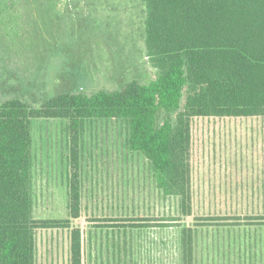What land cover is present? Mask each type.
Here are the masks:
<instances>
[{
    "label": "rangeland",
    "instance_id": "rangeland-1",
    "mask_svg": "<svg viewBox=\"0 0 264 264\" xmlns=\"http://www.w3.org/2000/svg\"><path fill=\"white\" fill-rule=\"evenodd\" d=\"M9 6L12 17L6 10L0 18V102L40 107L67 91L91 95L155 76L142 0ZM191 127L192 213L185 216L181 199L157 186L149 159L129 148L125 119H86L81 216L70 228L36 230V264H71L77 227L84 264H182L183 227L194 229V264H264V117H194ZM31 131L33 216L70 218V121L33 118ZM202 218L226 219L196 224Z\"/></svg>",
    "mask_w": 264,
    "mask_h": 264
},
{
    "label": "trees",
    "instance_id": "trees-1",
    "mask_svg": "<svg viewBox=\"0 0 264 264\" xmlns=\"http://www.w3.org/2000/svg\"><path fill=\"white\" fill-rule=\"evenodd\" d=\"M18 1L0 0L2 20L6 10L12 17L15 7L9 5ZM142 3L154 78L91 95L67 91L40 107L19 98L0 102V264H36V230L70 228L81 216L79 138L86 119H125L129 148L149 159L159 188L181 199L186 216L192 213V119L264 117V0ZM33 118L70 121V218L33 216ZM218 219L226 218L196 224ZM194 243L193 228L185 227L183 264H194ZM71 264H83L78 227L72 230Z\"/></svg>",
    "mask_w": 264,
    "mask_h": 264
},
{
    "label": "crops",
    "instance_id": "crops-1",
    "mask_svg": "<svg viewBox=\"0 0 264 264\" xmlns=\"http://www.w3.org/2000/svg\"><path fill=\"white\" fill-rule=\"evenodd\" d=\"M69 162H70V155H69ZM33 172V171H32ZM157 182V181H156ZM33 185H34V177H33ZM157 186H158V184H157ZM159 187V186H158ZM161 189V188H160ZM162 190V189H161ZM169 196V195H168ZM172 219L173 218H171V221H172ZM170 224V225H169ZM168 225L167 224H163V225H159L160 227H167V226H172L171 224H173V222H171V223H169ZM151 225H148V226H135V227H137V228H144V227H148L149 229L150 228H152V227H150ZM152 226H154V225H152ZM117 228H119V229H124V228H126V226L125 225H117L116 226ZM193 228V227H192ZM81 229V228H80ZM128 229V228H127ZM184 229H185V227H183V229H182V234H181V246H182V239H183V231H184ZM193 231H194V229H193ZM81 233H82V240H83V232L81 231ZM194 237H195V234H194ZM82 253H83V251H82ZM52 260V258L50 259V261ZM83 261V260H82ZM84 264V263H83ZM182 264H183V256H182Z\"/></svg>",
    "mask_w": 264,
    "mask_h": 264
}]
</instances>
